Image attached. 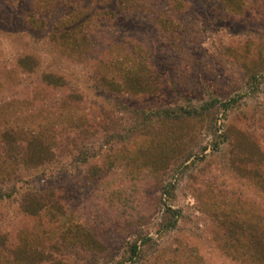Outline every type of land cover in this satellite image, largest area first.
Masks as SVG:
<instances>
[{
  "label": "rangeland",
  "instance_id": "374dc122",
  "mask_svg": "<svg viewBox=\"0 0 264 264\" xmlns=\"http://www.w3.org/2000/svg\"><path fill=\"white\" fill-rule=\"evenodd\" d=\"M129 1L123 12L119 0H0V188L16 186L0 201V235L32 243L39 218L17 200L32 189L61 202L104 245L96 257L63 250L58 256L67 264H250L222 250L206 206L209 195L228 194L264 213V191L229 168L220 141L235 125L253 133L264 152V62L253 83L250 61L233 57L236 49L264 50V0H247L243 18L229 14L224 0ZM65 18L87 34L86 47L52 41L67 28ZM138 51L148 55L157 92L136 98L111 91L104 78L118 77ZM25 55L37 62L31 70L18 64ZM46 73L64 83H48ZM232 96L239 99L233 109L214 107L216 124L190 134L189 157L176 155L139 179L127 172L125 162L144 145L145 114ZM8 129L19 143L34 132L45 136L54 161L2 181L11 169L2 138ZM167 206L180 212L173 229L162 227ZM143 237L150 238L145 245ZM47 239L54 238L43 239L45 249ZM135 241L140 252L130 259Z\"/></svg>",
  "mask_w": 264,
  "mask_h": 264
},
{
  "label": "trees",
  "instance_id": "16d2710c",
  "mask_svg": "<svg viewBox=\"0 0 264 264\" xmlns=\"http://www.w3.org/2000/svg\"><path fill=\"white\" fill-rule=\"evenodd\" d=\"M224 1L227 12L237 18H243L249 11L247 0ZM119 3L123 12L126 7L129 8L132 5L128 4L129 0H119ZM64 23L67 28L61 27L62 31L58 35L53 34L52 41L62 49L76 50L80 46L86 47L87 34L80 29V25H73L69 18H65L61 26ZM41 25H44L43 22ZM230 51L232 54L233 50L230 49ZM257 51L255 52L252 47H245L244 50L236 49V54H232L235 59L250 61L255 70V72L251 70L250 74V81L253 83L258 80V69L264 62V50L258 46ZM137 55L134 57L138 58L132 59L128 65L121 63L118 77H105L104 85L111 91L130 93L136 98H144L156 93L157 87L152 84L154 70L148 55L143 56L139 51ZM256 55L258 57L253 58ZM35 63H37L35 59L28 55L18 60L19 66L25 70H31ZM44 79L48 83L60 85L64 83L61 77L51 73H46ZM238 101V97L232 96L223 101L214 99L197 107H164L145 114L142 130L139 131V133L142 132L144 145L128 159V162H125L127 172L132 178L139 179L146 174H153L158 168L165 167L174 156L186 155L189 147L185 142L190 139V134L192 138L197 128L208 122L216 124L218 118L214 117L211 110L219 106L224 111H229L237 105ZM2 138L11 163L10 172H5L6 176L2 178V181L6 179L10 181L12 175L20 178L21 172L35 170L54 161V153L49 143L45 141L46 137L40 133L34 132L29 136L27 134L24 141L19 143L15 133L8 129L2 132ZM220 139L228 145L229 168L238 177L247 178L264 191V152L255 135L232 125L226 128ZM24 142L25 145H22ZM219 144L220 142H215L216 147ZM189 156L190 154L186 155V157ZM0 172L3 171L0 170ZM15 193V184H12L8 191L0 188V201L13 197ZM170 193L173 196L171 187ZM45 194L46 192L26 189L18 196L20 210L27 216L38 217L37 225L40 228L33 232L32 243L27 237L20 236L16 243H10L7 235L1 234L0 264H67L64 261L65 257L62 259L58 256L63 250L67 253L72 250L79 253L85 252L95 257L104 250V245L93 236L85 221L74 213L70 218L61 202L48 201ZM207 203L206 213L217 226V240L222 250L232 258L250 264H264V213H261L259 209L247 207L244 202L228 194L221 197L209 195ZM179 216L178 210L167 206L162 227L173 229ZM50 237H53L56 242H52L54 239L49 241L47 239L50 247L45 249L43 239ZM140 240H143L142 245H145L150 238L143 237ZM139 252L138 241H135L130 248V259L138 256ZM187 257L191 262L192 255ZM171 261L175 263L174 259ZM197 262L201 264L200 261Z\"/></svg>",
  "mask_w": 264,
  "mask_h": 264
}]
</instances>
